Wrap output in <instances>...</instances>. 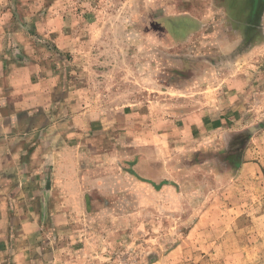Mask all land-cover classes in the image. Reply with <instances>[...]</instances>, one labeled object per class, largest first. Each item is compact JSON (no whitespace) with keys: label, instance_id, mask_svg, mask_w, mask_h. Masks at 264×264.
<instances>
[{"label":"crops","instance_id":"0c3cea01","mask_svg":"<svg viewBox=\"0 0 264 264\" xmlns=\"http://www.w3.org/2000/svg\"><path fill=\"white\" fill-rule=\"evenodd\" d=\"M55 3L0 0V264H56L80 223L94 237L115 235L152 197H167L163 188L177 187L181 133L198 142L222 122L210 107L160 113L153 126L138 123L134 106L89 105L80 75L82 32L73 29L80 20L57 12ZM245 4L142 0L137 16L143 32L162 44L160 52L194 51L182 47L210 38L220 58V38L242 21ZM208 17L216 18L213 33H205ZM196 61L197 69L215 65Z\"/></svg>","mask_w":264,"mask_h":264},{"label":"rangeland","instance_id":"374dc122","mask_svg":"<svg viewBox=\"0 0 264 264\" xmlns=\"http://www.w3.org/2000/svg\"><path fill=\"white\" fill-rule=\"evenodd\" d=\"M54 5L80 20L73 29L82 32L80 75L89 105L134 106L141 113L138 123L153 126L160 113L208 107L222 119L213 133L195 137L198 142L181 133L182 169L177 187L161 190L167 197H152L115 235L94 237L88 225H75L55 263L264 264V0L242 6V21L230 23L220 38V58L210 38L182 47L194 51L160 52L162 44L140 27L142 0ZM214 23L208 17L205 33H213ZM205 58L214 67H193ZM193 76L204 81L196 83Z\"/></svg>","mask_w":264,"mask_h":264}]
</instances>
